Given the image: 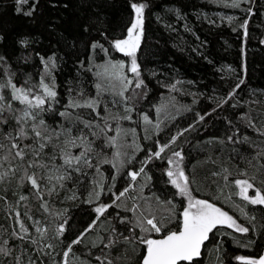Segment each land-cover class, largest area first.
<instances>
[{
  "label": "snow or ice",
  "instance_id": "1",
  "mask_svg": "<svg viewBox=\"0 0 264 264\" xmlns=\"http://www.w3.org/2000/svg\"><path fill=\"white\" fill-rule=\"evenodd\" d=\"M254 20L264 0H0V264H264V123L240 95L264 76ZM193 140L229 150L203 181Z\"/></svg>",
  "mask_w": 264,
  "mask_h": 264
},
{
  "label": "trees",
  "instance_id": "2",
  "mask_svg": "<svg viewBox=\"0 0 264 264\" xmlns=\"http://www.w3.org/2000/svg\"><path fill=\"white\" fill-rule=\"evenodd\" d=\"M228 12V14H232L227 9L221 10V13ZM260 23L259 20H254L250 24V29L252 30V40L250 41L249 46V52L250 54H256L255 55V61H259L261 59L260 50L255 47L256 44V37L259 35L261 31H264V28H258L257 25ZM235 34L230 33V31H225L223 35L219 37H212L210 39L213 40V43L211 45V50L214 51L219 59V64L223 65L225 69H227L228 65H231L232 67H237V45L236 43L232 44V47L228 49L226 52L222 45L224 44V41L228 40L229 42L232 41ZM251 58V57H250ZM178 65H182L184 69H186V73L188 77H196V76H202L204 75L203 70L199 65L191 64L190 62H186L183 58H178L177 60ZM63 79V77H61ZM207 79H216L219 80V76L213 78L211 76H208ZM211 88L219 89L220 85L219 83H213L210 85ZM225 87H227V84H225ZM253 88H255L256 94L255 96H252L251 99L249 98V93L253 91ZM261 89H264V76H261L260 71L258 68H252L250 67V84L249 87L244 89L243 92L240 93L241 96L244 97V100L248 103H251L252 100L259 99L260 102L253 104L250 111L254 117L257 118V120L261 123H264V93L261 92ZM171 98L165 94L163 97L157 98L154 103H164L166 100H170ZM179 100V105H190L191 104V98H180L177 97ZM178 105V106H179ZM199 106L194 107V111L198 110ZM174 111V110H173ZM193 118L192 113H184L182 112L180 114L179 119L176 121V125L178 127L186 126L188 122H190ZM168 122H171V118H168ZM214 131V130H213ZM205 139H207V133L201 134ZM191 139V137H190ZM192 147V156H191V163L195 165V175L197 180L203 181L206 177L209 176L210 169L212 168L211 165H207L203 163L206 159V156H213L218 160V163L221 159H223L227 163V156H228V149H225L222 153H216L213 148L206 147L203 144H196V141L193 140ZM186 147H188L186 145ZM191 167V165H190ZM201 191H205L203 184L200 185ZM230 195V189L225 188L223 192V196L227 197ZM235 203H240V207L244 208L245 206L239 201L238 198L235 199ZM230 212H234L237 216L241 215L240 209L231 207L226 205ZM0 208H2V204H0ZM153 209L157 210L159 213H164L166 209L162 206H157L155 203H153ZM245 211H249L252 214H255L257 216V222L256 226L259 228L260 225V216L261 212L259 210V206H257V209L253 210L249 208H245ZM3 224V215L0 213V225ZM227 247H231V245H226ZM243 249L240 250L241 253H243ZM204 264H216V256L215 253L212 252L211 248L206 252V254L203 257Z\"/></svg>",
  "mask_w": 264,
  "mask_h": 264
},
{
  "label": "rangeland",
  "instance_id": "3",
  "mask_svg": "<svg viewBox=\"0 0 264 264\" xmlns=\"http://www.w3.org/2000/svg\"><path fill=\"white\" fill-rule=\"evenodd\" d=\"M221 14H224V13H221ZM169 101H170V100H169ZM169 101H168V100H167V101L165 100L164 103H167V102H169Z\"/></svg>",
  "mask_w": 264,
  "mask_h": 264
},
{
  "label": "flooded vegetation",
  "instance_id": "4",
  "mask_svg": "<svg viewBox=\"0 0 264 264\" xmlns=\"http://www.w3.org/2000/svg\"><path fill=\"white\" fill-rule=\"evenodd\" d=\"M210 249V248H209Z\"/></svg>",
  "mask_w": 264,
  "mask_h": 264
}]
</instances>
